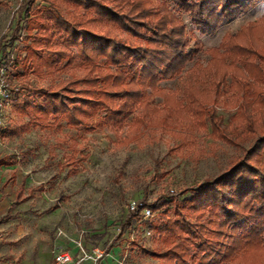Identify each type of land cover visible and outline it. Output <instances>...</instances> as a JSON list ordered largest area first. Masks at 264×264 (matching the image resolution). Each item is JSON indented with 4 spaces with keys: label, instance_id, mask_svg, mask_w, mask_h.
<instances>
[{
    "label": "trees",
    "instance_id": "1",
    "mask_svg": "<svg viewBox=\"0 0 264 264\" xmlns=\"http://www.w3.org/2000/svg\"><path fill=\"white\" fill-rule=\"evenodd\" d=\"M61 1L69 6L67 10L56 0H22L10 36L1 37L0 70L13 60L23 70L40 76L55 71L56 65L68 58L67 65L78 66L83 76L67 83L84 87L48 90L23 86L19 92L27 88L32 93L17 107L20 116L48 127L60 128L58 122L63 119L74 129L95 130L107 125L125 128L123 141L138 139L145 128L164 119L170 130L179 127L170 131L172 136L190 144L192 131L205 129L208 120L214 133L227 135L213 105L226 104L232 96L243 99L238 115L229 124L233 132L240 126L259 135L244 156L233 158L228 171L193 188L187 198L152 202L143 198L141 206L128 211L112 240L136 219L156 240V248L148 250L157 260L154 264H264V47L253 40H241L249 25L208 48L211 57L207 64L195 62L181 88L166 89L159 83L180 77L202 49L200 39L191 31L188 34L166 2L158 1L154 6L152 0ZM261 1L179 0V5L199 33L212 34L224 20ZM70 6L73 10L68 9ZM22 31L33 39L25 44L23 56L11 58L13 44L22 39ZM60 43L75 47L77 54L56 50ZM76 58L78 63H74ZM157 95L163 98L161 107L152 102ZM23 127L13 132L28 130V126ZM78 145L70 139L71 154L61 168L74 169L86 157ZM0 162L9 164L3 158ZM23 186L16 191L4 217L16 203L42 190L39 184L23 196ZM170 204L175 218L170 216ZM143 207L150 209L148 219L143 218Z\"/></svg>",
    "mask_w": 264,
    "mask_h": 264
},
{
    "label": "rangeland",
    "instance_id": "2",
    "mask_svg": "<svg viewBox=\"0 0 264 264\" xmlns=\"http://www.w3.org/2000/svg\"><path fill=\"white\" fill-rule=\"evenodd\" d=\"M56 1L64 10L69 7L61 0ZM158 1L166 2L178 23L184 24L188 34L194 33L202 44V49L186 64L182 75L161 81L160 87L181 88L187 70L195 62L207 64L211 56L206 50L218 46L225 37L237 33L243 26L249 25L247 32L241 34V40L245 43L253 40L259 47H264V19H261L264 1L224 20L212 34L196 30L188 13L181 9L179 0H152L154 6ZM21 2L0 0V47L4 43L1 37L10 36L13 30ZM68 9L73 10V7ZM31 15L36 16V13L32 11ZM99 29L105 31V28ZM26 34L22 31V39L14 42L11 58L23 56L25 44L33 39ZM193 42L191 39V46ZM55 48L77 54L75 47L62 43ZM79 61L76 58L74 63ZM67 62L68 58L62 59L55 71H45L40 76L33 75L31 70H23L13 60L2 70L10 100L5 110V128L0 129V158L9 162L8 165L0 162V205L4 207L13 200L23 179L24 194L29 188L42 185L41 191H35L32 197L18 203L13 211L20 213L12 222V226L20 230L17 246L33 249L35 260L49 258L53 264L55 254L62 250L78 259L82 254L81 247L90 253L95 245L105 248V256L95 264H154L157 260L150 257L148 250L156 248V240L139 220H133L130 228L112 240L130 206L143 198L150 202L158 198L166 201L187 198L193 188L204 186L228 171L233 166V158L244 156L259 135L240 126L233 132L229 124L232 117L238 115L243 99L235 100L232 96L226 104L213 105L227 135L222 131L214 133L208 120L205 129L191 130L194 136L190 144L172 136L170 131L179 127L170 130L171 126H166L164 119L145 128L138 139L123 141L125 128L118 130L107 125L95 130L74 129L68 128L63 119L58 122L60 128L48 127L20 116L17 107L32 93V89L27 91L29 87L42 86L48 90H57L61 86L84 87L67 83L83 76L78 66L70 67ZM23 86L26 90L19 92ZM162 100V96L157 95L152 102L161 107ZM100 115H103L102 111ZM20 125L28 126V130L13 132ZM70 139L78 142V150L86 157L74 169L61 168L71 154ZM169 209L170 216L175 218L171 204ZM29 230H33L32 236ZM111 244L113 247L110 248Z\"/></svg>",
    "mask_w": 264,
    "mask_h": 264
},
{
    "label": "crops",
    "instance_id": "3",
    "mask_svg": "<svg viewBox=\"0 0 264 264\" xmlns=\"http://www.w3.org/2000/svg\"><path fill=\"white\" fill-rule=\"evenodd\" d=\"M24 181L25 180L23 179L20 185H25ZM19 188L15 190L13 200L10 203L6 204L4 207L0 205V262L3 264H53L52 260L49 258L46 259L42 257L41 259L38 257V259L36 258L37 260H35V253L33 254V249H21L17 246V237L19 235L20 230H18L15 226H12V222L14 217H16V215H19L20 213L17 214L13 211L17 207L18 203L27 200L30 197L16 203V207L10 212V215L8 217H4L7 213L9 206L14 202L15 193ZM24 195L26 194H24L23 191V196ZM29 234H31L30 236H32L33 230H29ZM71 255L72 257L74 256V254ZM77 264H95V262L91 259L85 258Z\"/></svg>",
    "mask_w": 264,
    "mask_h": 264
},
{
    "label": "built area",
    "instance_id": "4",
    "mask_svg": "<svg viewBox=\"0 0 264 264\" xmlns=\"http://www.w3.org/2000/svg\"><path fill=\"white\" fill-rule=\"evenodd\" d=\"M3 69L0 70V129L5 128V110L9 104L10 100V90L7 85V81L3 75ZM141 206V202L137 204H132L129 210H134L136 206ZM143 218L148 219L151 216L150 209L148 207H143ZM81 256L78 259H74L69 251L62 250L55 254L53 261L54 264H77L81 260L87 258L91 259L94 262L97 260H101L105 256V248L99 247L97 245L92 247V251L90 253H86L84 249L81 247ZM0 264H3L0 262Z\"/></svg>",
    "mask_w": 264,
    "mask_h": 264
}]
</instances>
